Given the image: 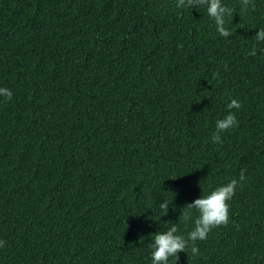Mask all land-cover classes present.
Masks as SVG:
<instances>
[{"label":"trees","instance_id":"1","mask_svg":"<svg viewBox=\"0 0 264 264\" xmlns=\"http://www.w3.org/2000/svg\"><path fill=\"white\" fill-rule=\"evenodd\" d=\"M222 3L228 38L178 0H0V264H152L242 170L228 226L168 264H264V0Z\"/></svg>","mask_w":264,"mask_h":264},{"label":"clouds","instance_id":"2","mask_svg":"<svg viewBox=\"0 0 264 264\" xmlns=\"http://www.w3.org/2000/svg\"><path fill=\"white\" fill-rule=\"evenodd\" d=\"M251 0H242V6L247 11ZM178 7H202L206 6L207 14L215 22L216 31L225 38L232 35V31L227 26L226 17L233 15V9L223 5L222 0H178ZM252 9L255 10V5L252 4ZM235 28V27H232ZM255 40L264 42V29L259 30L254 37ZM255 48L249 55H255ZM12 92L7 88H0V96L6 97L8 100L12 98ZM231 109H239L242 105L236 100L232 99L227 106ZM238 126L237 117L234 113L226 115L223 119L217 120V131L212 136L213 143H223L220 133L226 132ZM246 180L244 170L241 171L239 181L232 179L224 186H220L212 191L207 196H202L194 202L186 205L181 211L180 221L189 222L192 220V210L198 212V217L194 221V229L185 238L177 234L178 228L176 223H172L171 227L164 232H158L154 235V242L150 244L152 249L151 260L152 264H168L170 258H175L179 261V253L186 252L189 248L191 253L195 256L199 254V248L196 246V241L206 240L208 234L213 228L220 226H228L229 211L231 201L235 195V190L241 181ZM242 186V185H240ZM161 210H169V204L166 200L159 204ZM5 242L0 241V247H4Z\"/></svg>","mask_w":264,"mask_h":264}]
</instances>
